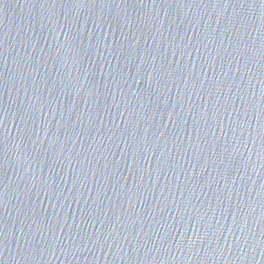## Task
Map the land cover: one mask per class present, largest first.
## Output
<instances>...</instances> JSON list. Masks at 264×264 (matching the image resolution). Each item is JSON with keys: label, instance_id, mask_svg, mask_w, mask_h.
<instances>
[{"label": "water", "instance_id": "water-1", "mask_svg": "<svg viewBox=\"0 0 264 264\" xmlns=\"http://www.w3.org/2000/svg\"><path fill=\"white\" fill-rule=\"evenodd\" d=\"M0 264H264V3L0 0Z\"/></svg>", "mask_w": 264, "mask_h": 264}, {"label": "snow or ice", "instance_id": "snow-or-ice-1", "mask_svg": "<svg viewBox=\"0 0 264 264\" xmlns=\"http://www.w3.org/2000/svg\"><path fill=\"white\" fill-rule=\"evenodd\" d=\"M262 3H264V0H261Z\"/></svg>", "mask_w": 264, "mask_h": 264}]
</instances>
